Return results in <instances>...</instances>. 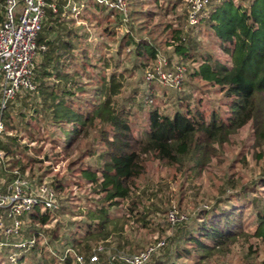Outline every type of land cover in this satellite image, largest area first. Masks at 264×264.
<instances>
[{"label": "rangeland", "instance_id": "374dc122", "mask_svg": "<svg viewBox=\"0 0 264 264\" xmlns=\"http://www.w3.org/2000/svg\"><path fill=\"white\" fill-rule=\"evenodd\" d=\"M111 1L98 4L97 0H77L78 13L69 11L65 13V19L74 20L71 27L81 29V40L76 41L77 57L69 60L70 68L67 71L80 73L76 78L78 83L88 82L91 77L89 93H87L90 101L100 102L102 77H107L109 80L115 74L122 85L121 94L117 98L119 106L126 107V111H130L133 130L139 137L149 125L148 113L152 109H158L162 115L173 116L177 110H180L179 103L190 101L201 111H209V114L214 110L224 116L229 115L230 99H226L225 92H221L219 86L200 79L196 74L207 55H211L214 60L221 63L232 64L230 55L224 51L220 40L212 34L205 23L218 6V0H205L202 21L196 27H191L189 23L191 0H126L127 12L118 10L121 15L111 11ZM233 1L249 12V0ZM6 5L7 0L0 3V16H5ZM96 5L105 6L102 8ZM174 5L177 6V11L168 12V9ZM134 12L141 13L140 17H143L139 23H144L148 14L155 15L153 22L147 25L140 35L134 32L139 23L129 24V16ZM2 20L0 19V24ZM167 27L181 30L182 43L178 40L168 42ZM105 30H108V33ZM127 33L134 34L136 39H145L156 47L157 57L154 62L147 63L144 57H138L134 46H128L130 50L132 48V52L127 49L125 53L118 55V51H122V46L125 47L124 38ZM165 42H168L165 44L167 46H160ZM225 45L232 46L230 43ZM180 46L185 47V51L189 53L187 62H182V56L176 50ZM84 51L88 54L90 63L86 65L87 73H84L81 67ZM160 63L161 69L167 73L176 74L179 68H183V75H173L172 79L168 80L170 83L179 80L181 84L178 87H171L165 84L168 81L159 79L151 85L146 82V73L154 70ZM191 76L194 78L193 81H190ZM53 83L54 81L51 80L50 85ZM38 94L39 92L36 91L33 96L17 100L22 104L20 107L26 115L25 122L31 121L29 109L37 107L38 102L41 101L37 98ZM148 96L153 99V104H146ZM79 97L84 98L85 95L80 94ZM200 100L203 101V105L198 106ZM42 113V116L31 121L30 130L34 133L35 142L30 137H26L22 130L21 145L27 149L22 156H30L39 161L35 163L33 172L27 171L23 176L39 183L47 182L53 187L56 186L57 181H60L63 186L58 192L61 210L58 213L52 211L49 222L44 226L39 223L35 226L31 224V220L26 219L19 237L7 239L2 236V241L7 245L0 248V264H52L53 259L54 264H65L64 260L67 256L65 249L69 246L67 236L77 232L81 235L82 241L87 238L88 215L94 211L98 199L103 195L96 185L90 184L82 172V167L75 171L68 170L71 160L75 162L80 160L85 167L98 170L100 162L98 163L97 160L98 154L94 155V153H100L102 149L100 141L94 139L95 136L83 141L85 145L80 150H74L66 161L67 154L63 149L65 141H59L57 138L59 128L47 116L49 112ZM92 146L94 148L91 152ZM48 159L50 161L47 162ZM263 177L264 144L261 146L257 144L252 123L232 136L228 143L221 147L216 145L210 152V158L203 161L201 166H195L194 163L167 166L155 158H150L146 173L136 181L133 191V199L139 203L135 211L131 212L128 202L112 210V215L130 216L129 220L132 221L128 228L131 249L127 254L134 255L147 247L165 242V246L156 252L151 264H157L159 259L166 263L168 256H174L175 247H172V239H175L183 228H192L195 223L200 222L204 210L210 213L219 204L243 209L241 212L243 225L248 226L244 230L245 234L231 243L228 250L217 253L205 261L199 262V258L194 261L186 259L176 261L173 257L168 264L173 262L175 264H264V242L252 236L256 213L264 208V188L260 182ZM244 190L251 191L248 202H254L251 208L248 203L238 198ZM171 211L176 212L181 218L175 225L168 220ZM143 214H147L146 225L138 222ZM31 229H36L40 234L34 250L21 252L14 248L13 244L17 241L31 238ZM89 243L91 249L105 245L95 240H89ZM169 247L172 250L166 255ZM107 257L108 255L103 259L105 263Z\"/></svg>", "mask_w": 264, "mask_h": 264}, {"label": "trees", "instance_id": "16d2710c", "mask_svg": "<svg viewBox=\"0 0 264 264\" xmlns=\"http://www.w3.org/2000/svg\"><path fill=\"white\" fill-rule=\"evenodd\" d=\"M5 1L0 0V3ZM218 1V6L205 23L212 34L220 40L224 51L230 55L232 64L221 63L214 60L211 55H207L196 74L200 79L219 86L221 92H225L226 99H230L229 115L224 116L214 110L209 114V111H201L190 101L179 103L180 110H177L173 116L162 115L158 109H152L148 113L149 125L139 137L133 130L130 111H126V107L119 106L117 98L121 94L122 85L115 74L109 80L107 77H102L100 102H93L87 96L91 77L88 82L78 83L76 78L80 73L67 71L70 68L69 60L76 59L75 42L81 40V29L71 27L74 24L73 19H65V13L69 11L66 10L67 0H48L49 4H56L57 12L52 8L45 9L43 30L38 36L37 43L39 48L46 46L47 50L39 51L35 61V80L39 92L37 98L41 101L38 102L37 107L30 108L28 114L30 120L35 121V118L43 115L42 112H49L47 116L59 128L58 140L65 141L63 149L68 157L66 161L74 150H80L85 145L83 141L93 136L102 144L100 153H94V155L98 154L97 160L98 163L100 162L98 170L85 167L80 160L77 162L71 160L68 166L69 171L82 167V172L90 184L96 185L100 194H103L98 199L94 211L88 215L87 238L82 241L81 235L77 232L67 236L69 246L65 251L71 249L84 256L85 264H93L91 257L95 253L99 255L100 264H118L111 258L127 254L131 249V242L128 239V228L132 223L129 220L130 216L112 215V210L128 202L131 212L135 211L139 203L133 199V191L136 181L146 173L150 158H155L167 166H184L191 163L201 166L203 161L210 158V152L216 145L221 147L228 143L232 136L249 123L253 125L257 144L260 146L264 144V0H249V12L233 0ZM19 6L22 8L24 2L21 1ZM96 6L104 8L105 5ZM95 8L97 10V7ZM111 11L120 13L114 8H111ZM170 11L175 13L177 6L169 8L168 12ZM140 16L139 12L132 13L129 16V24L142 21L143 17ZM154 18V14H148L145 22L139 23L134 32L140 35ZM0 19H3V22L5 16H0ZM166 30L169 43L172 40L182 43L181 30H172L171 27H167ZM105 31L108 33V30ZM167 43H162L160 46H167L165 45ZM227 43L232 46L226 47ZM124 44L125 47L122 46V51H118V55L125 53L129 49L128 46H134L137 56L144 57L147 63L154 62L157 57L156 47L151 42L136 39L132 33L125 35ZM184 48L180 46L176 50L182 56V62H187L189 53ZM83 55L81 67L83 72L87 73L86 65L90 63L86 51ZM192 76L190 81L194 80ZM51 80L54 81L53 85H50ZM35 94L36 92L19 95L14 101ZM80 94L85 97L78 98ZM14 101L9 104L5 112L3 120L5 131L0 136V152H4L7 157L1 168V177L2 175L3 177L0 188L3 192H7L6 184L14 179L13 171L18 169L23 175L27 171L33 172L35 163L39 162L33 157L22 156L27 150L21 145L22 130L33 142L36 139L30 130L31 121L25 122L26 115L20 107L22 104ZM153 102L151 96H148L146 104ZM197 104L201 106L203 101L200 100ZM93 148L92 146L91 152ZM5 180L6 182H3ZM260 182L264 188V177ZM62 187L60 181H57L56 186L53 187L57 196ZM250 196L251 191L244 190L238 198L248 203ZM253 203V201L248 203L250 208ZM60 210L61 208L56 212ZM242 210L241 207L219 204L210 213L204 210L200 222L195 223L192 228H183L179 235L172 239V247H175L174 256H168L166 263L159 259L157 264H168L173 257L176 261L180 259L194 261L199 258L201 262L228 250L229 245L244 235V230L248 227L243 225ZM51 212L36 209L24 219L31 220V224L35 226L38 223L44 226L49 222ZM146 215H141L138 222L148 224ZM30 233L31 238L24 241L34 240L35 244L20 249L21 252L34 250L40 239L36 229H31ZM252 236L264 242V208L256 213ZM89 240L105 243L100 245L103 251H97L98 247L91 249ZM171 250L172 248L169 247L166 255H169ZM106 255H108L107 263L103 261ZM53 262L54 259L52 264ZM64 262L78 264L70 254L66 256Z\"/></svg>", "mask_w": 264, "mask_h": 264}, {"label": "built area", "instance_id": "2783aa9c", "mask_svg": "<svg viewBox=\"0 0 264 264\" xmlns=\"http://www.w3.org/2000/svg\"><path fill=\"white\" fill-rule=\"evenodd\" d=\"M98 3L104 2L97 0ZM19 0H7L5 7V20L0 24V136L5 131L4 115L9 104L19 95L37 91L35 61L39 51L45 52L46 46L38 47V36L43 30L45 9L52 8L57 12L56 4H49L48 0H24V6L20 8ZM205 0H191L189 11V23L196 27L202 21V11ZM110 7L123 13L127 12L126 0H112ZM66 10L78 13L77 0H67ZM182 70V71H180ZM183 75V68H179L176 74L167 73L161 69V63L152 71L146 73V82L151 85L156 79L161 81L171 80L173 75ZM171 87H178L181 82L168 81L165 83ZM152 102V101H150ZM7 157L0 152V181L1 168ZM13 181L6 185L7 192L0 188V248L5 244L4 238L19 237L25 225V216L34 212L57 211L60 209L58 196L54 188L47 182L28 179L20 170H15ZM5 185V183H3ZM168 220L175 225L181 218L171 211ZM34 240H19L13 247L20 250L26 246H33ZM165 246V242H159L142 250L128 255L113 256L111 259L118 264H151L156 252ZM97 251H103L98 247ZM72 255L78 264H85L84 256L69 249L67 255ZM91 263H99L98 254L91 257Z\"/></svg>", "mask_w": 264, "mask_h": 264}, {"label": "crops", "instance_id": "0c3cea01", "mask_svg": "<svg viewBox=\"0 0 264 264\" xmlns=\"http://www.w3.org/2000/svg\"><path fill=\"white\" fill-rule=\"evenodd\" d=\"M20 1H23V2H24V0H20ZM20 1H19V2H20ZM20 8H21V7H20ZM75 45H76V42H75ZM2 177H3V175H2ZM3 182H6V180L3 181ZM7 184H9V183H7ZM7 184H6V185H7Z\"/></svg>", "mask_w": 264, "mask_h": 264}]
</instances>
